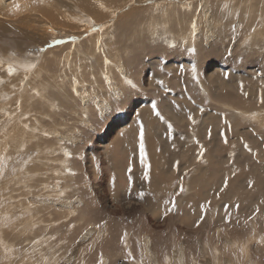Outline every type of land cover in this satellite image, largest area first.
Listing matches in <instances>:
<instances>
[{
	"label": "rangeland",
	"instance_id": "rangeland-1",
	"mask_svg": "<svg viewBox=\"0 0 264 264\" xmlns=\"http://www.w3.org/2000/svg\"><path fill=\"white\" fill-rule=\"evenodd\" d=\"M7 1L5 8L0 2V264H63L74 252L69 264L83 260L100 264L104 251L112 256L107 257L109 264H135L144 258L140 239L145 235L151 238L160 264L180 241L188 264L212 262L214 248L220 251L217 264H264V243L254 238L264 235V0H31L35 8L29 13L24 8L22 13L40 16L27 24L17 20L23 15L18 0ZM182 23L187 31L180 35L175 30ZM45 24L48 35L41 42L40 28ZM96 33L99 37L87 44ZM246 38L250 47L242 53ZM56 40L63 42L56 45ZM126 40L128 50H117L116 44ZM77 44L85 51L64 65L65 54L74 57ZM109 44L121 52L114 62L123 70L119 80H131L134 88L100 75L103 62L108 65ZM193 48L194 53L188 51ZM29 58L40 67L35 74L19 69ZM210 70H216L211 78L219 77L201 84L207 95L199 80L211 79L206 77ZM148 73L152 83L147 86ZM58 75L67 76L60 81ZM144 98L155 101L165 117L158 122L162 133L172 142L183 137L173 153L159 142L155 161L148 155L147 133L142 155L139 142L129 150L127 144L115 141V131L110 130L125 120L134 99ZM102 100L109 103L106 111ZM232 101L228 113L227 102ZM244 107L254 113H240ZM102 144H107L104 151L99 150ZM200 147L205 151L198 161ZM91 149L93 155L88 154ZM106 152L111 163L103 156ZM129 152L139 157L132 174L130 164L125 167L131 183L116 174L131 160L124 155ZM90 157L98 171L93 179ZM62 161L68 162L65 169ZM109 164L111 173L105 170ZM146 164L148 180L143 179ZM223 176L229 185L217 198ZM109 178L123 188L118 192L120 201L113 203L117 213H108L103 202L110 200ZM249 180L252 188L247 186ZM181 184L185 190L177 197ZM174 197L176 210L165 216ZM201 202L208 211L196 227ZM236 204L239 210L230 212ZM226 213L231 215L228 224L223 222ZM97 224L103 234L98 238ZM227 239L250 247L246 252L241 244L230 249ZM196 240L203 245L201 255ZM143 264L153 262L144 259Z\"/></svg>",
	"mask_w": 264,
	"mask_h": 264
},
{
	"label": "bare ground",
	"instance_id": "bare-ground-1",
	"mask_svg": "<svg viewBox=\"0 0 264 264\" xmlns=\"http://www.w3.org/2000/svg\"><path fill=\"white\" fill-rule=\"evenodd\" d=\"M162 1V0H161ZM0 2H1V7L2 8H5V7H7V5H8V1L7 0H0ZM18 2H19V4H20V8H21V13H22V11H23V9L25 8V9H27V12L29 13V12H31V10H32V8H33V3H32V1L31 0H18ZM157 2V1H156ZM160 2V1H159ZM183 3H185V2H183ZM23 5H25L24 7H23ZM246 7H248L247 9H245L244 11H245V13H248L250 10H249V6L248 5H245ZM244 6V7H245ZM34 8H35V6H34ZM23 14V13H22ZM35 15H37V17H39L40 15H38V14H36V13H34ZM24 15V14H23ZM20 16V17H18L17 18V20L18 21H24V23L25 24H27L28 23V21L29 20H33V19H35L36 18V16L35 15H33V14H25L24 16ZM17 20H15L16 21V24H18V22H17ZM15 24V25H16ZM215 26V25H214ZM179 29H177V30H175V32L177 33V34H180V35H183V34H185L186 33V31H187V24H185V23H182V24H180L179 26ZM48 25L47 24H45V26H42L41 28H40V30H41V37H40V40H41V42L42 41H45L46 40V37H47V35H48ZM46 29V30H45ZM71 32V31H70ZM96 36H98V33H96L95 35H93V36H91L90 37V39H89V42L87 43V44H89L90 45V43L92 44L93 43V39H94V37H96ZM99 37V36H98ZM101 39V38H100ZM144 39H146V38H144ZM255 39V38H254ZM102 40V39H101ZM129 41L130 40H126V41H124V43L123 44H121V45H119V44H116L117 46H116V49L117 50H119V49H121V48H124V50H128V44H129ZM139 42H140V44H142V40H138ZM85 51V49L82 47V45L81 44H77L76 46H75V50L73 51V53L74 54H76V55H74V57H69V55H72V54H70V53H66L65 55V57H64V61H63V64L64 65H67L68 66V64L70 63V62H73V61H76V57H77V55L79 54V53H81V52H84ZM120 54H121V52L120 51H114L113 50V48H112V46H111V44H109V46H108V48L106 49V56H107V58L105 59L106 60V62L108 63V65L106 66V64L103 62V67H104V69L102 68V67H100V75H102V77L103 78H105V77H108L109 75H111L115 80H112V82L113 83H117V84H121V85H124V84H127L126 83V81L128 80V79H124V80H119V76H120V74H122L123 73V70H118V68H117V66H116V64L114 63L115 62V59H120ZM99 55H101V56H104L103 55V53H99ZM101 61H103V58H100V61H99V64L101 63ZM24 62V61H23ZM22 62V63H23ZM67 62H69V63H67ZM217 63V62H216ZM29 64H37V61H34L33 63H32V59H28V60H26L25 61V65L23 66V67H19V69L20 70H22V71H25V72H29V74H35L37 71H38V69L40 68L39 67V65H37L35 68H30L29 67ZM218 68V67H217ZM222 69V68H221ZM207 70V69H206ZM63 72V71H62ZM196 72H197V70H196ZM216 70H210L208 73H210L209 75H206V77L207 78H211V77H213V76H216ZM66 73V72H65ZM75 71L74 70H72V74L73 75H75ZM87 75H89V74H87ZM66 76L67 75H64V76H57L58 77V79L60 80V81H64V79L66 78ZM147 80H145L146 81V85L148 86V85H150L151 83H152V77L149 75V73L147 74ZM219 77V75L217 76V77H215V78H211V79H208V80H205V79H201V80H199V84L201 85L204 81H208V82H213V81H216V79ZM41 79H38V82H42L43 83V81L44 80H41ZM35 82V81H34ZM109 82V81H108ZM36 83V82H35ZM44 84V83H43ZM71 85L72 86H74L73 85V79H71ZM202 86V89H203V91H206V93H207V95L209 94V92H208V90L206 89V87H205V85H201ZM112 92H117V93H119V91L118 90H116V88H113L112 90H111ZM36 92L37 93H39V92H41V91H39V90H36ZM42 94H40L39 96H42L43 94H44V92H45V89L44 90H42ZM210 96H211V94H210ZM188 100L190 101V102H192L193 100H191L189 97H188ZM150 100H148L147 98H144V99H134L131 103H130V106L128 107V110L126 111V114H125V120L124 121H122L121 123H119V126H118V128H115L114 126L110 129L111 130V133L113 132V131H115V135L116 136H114V139H115V141L117 142L118 141V143L119 144H121V146L122 145H125V144H127V148H129V150H130V148H132V143H136V142H139L140 143V139H139V134H138V129H139V127H140V125H141V122H143V125H144V127L146 128V130H147V134L149 135V137H150V139H149V141H148V144H147V146H148V155L151 157V159H153L154 161L156 160V158H157V152H156V150H157V146H158V143L159 142H161V143H164L166 146H167V148H170V151H172L171 149H173L175 146H179L180 144H181V142H182V139H183V137H178V138H176V139H174L173 140V142L171 141V137H170V135H167V134H164V133H162V126H161V124L160 123H158V122H160V120L153 114V112H152V102L150 103L149 102ZM224 102H220V104H223ZM226 103V102H225ZM228 103V108L227 109H229V112L228 113H231V111H230V108H231V106H232V104H233V101L231 102V103H229V102H227ZM44 104L46 105V102H45V100H44ZM225 105V104H224ZM248 104H246V105H244V106H247ZM253 105V104H252ZM100 106H101V108H102V111H106V109L109 107V103H108V101L107 100H102L101 101V103H100ZM197 106V105H196ZM220 106H222V105H220ZM238 105H235V106H233V107H236V108H238L237 107ZM242 107V106H241ZM248 107V106H247ZM86 108V107H85ZM198 107H196V109H197ZM195 109V110H196ZM239 109V108H238ZM243 109V108H242ZM249 112H251V113H254V111L252 110V109H248V108H246V107H244V109H243V111L241 110V112L240 113H243V114H249ZM236 115H238V112H234ZM22 115H25V113H23ZM124 115V114H123ZM140 116H142V118L140 117ZM222 117V116H221ZM116 119V118H115ZM155 119H156V121H155ZM243 119V118H242ZM117 120V119H116ZM117 122V121H116ZM155 122V123H154ZM20 125H23V123H24V121H20V122H18ZM110 125V124H109ZM117 125H118V123H117ZM251 131V130H250ZM173 132V131H172ZM120 135V136H119ZM172 135H174V134H172ZM118 136H119V139H118ZM132 139H133V141H132ZM111 142V141H110ZM107 143V142H106ZM96 144V143H95ZM107 145V144H106ZM106 145L105 144H102V146L101 147H99V150H106ZM99 146V145H98ZM115 146V145H114ZM109 147V146H108ZM111 153L115 156V148H114V150H112L111 151ZM172 153H173V151H172ZM171 153V154H172ZM88 154H91V155H93L94 154V152L92 151V149L90 150V152L88 153ZM110 154V153H109ZM109 154H107V152L106 153H103V156L105 157L106 156V158H110V163H111V161H112V159H111V157H110V155ZM111 154V155H112ZM119 154H121L120 152H119V150H118V154L117 155H119ZM96 155V154H95ZM124 155H127L126 157H131V160L130 161H127L126 163H125V166H123L122 167V169L119 171V172H117L116 174H117V176H119L120 177V179H122V180H124V181H126V180H128L129 179V176H130V174L126 171V169H125V167H126V164H130V166H131V168H133L132 169V171H131V174L133 173V170H134V162L136 163V164H138L139 163V157L137 156V155H133L132 153H127V154H124ZM92 157V156H91ZM90 157V158H91ZM117 157V156H116ZM32 159V157L30 158V160ZM142 159V161L144 162L145 161V159L142 157L141 158ZM197 159V156L195 157V160ZM118 162H119V159L117 160ZM194 161V159H191V160H189V161H187L186 162V164L187 165H189L190 163H192ZM87 162L89 163V165L90 164H92V166H91V169H89V171L92 173V175L93 176H91L90 178L91 179H93L94 178V176L95 175H98V171L97 172H95V167H96V164L94 163L95 162V160H93L92 158L90 159V161L89 160H87ZM58 163H60L61 164V162H58ZM113 163V162H112ZM114 165V164H113ZM115 165H117L116 163H115ZM114 165V166H115ZM62 166H63V168L65 169V167H67L68 166V162L67 161H62ZM107 166V165H106ZM118 166V165H117ZM129 166V167H130ZM110 164L108 165V167H107V169L105 168V170L106 171H108V173H111L110 171ZM92 168H94V169H92ZM115 168V167H114ZM231 168V167H230ZM116 169H118V168H116ZM66 170H71V168L69 167V168H67ZM229 171V170H228ZM230 172V171H229ZM228 173V172H227ZM225 174V173H224ZM229 174V173H228ZM226 175V174H225ZM110 176H112V174H110ZM222 176V175H221ZM210 177V176H209ZM224 177V176H223ZM206 179V178H205ZM222 179H224V178H222ZM95 180H96V178H95ZM209 180V179H208ZM210 181V180H209ZM221 183H223V180L222 181H220ZM94 183V182H93ZM105 184V183H104ZM100 185V184H99ZM106 185H107V187H108V189H109V192H110V200H103V202H104V205L107 207V209H109V211H108V213H117V211H118V208L116 207V205H114L113 203L114 202H119L120 201V199H119V195L121 196V194H119L118 192L119 191H122L123 190V188L119 185L118 187H117V185L116 186H114V184H113V182H112V180L109 178L108 179V181H107V183H106ZM209 185H210V183H209ZM98 186V185H97ZM218 186V185H217ZM220 186V185H219ZM218 186V187H219ZM104 188V187H103ZM220 188V187H219ZM199 189V188H198ZM178 190V189H177ZM104 191V190H103ZM99 192H100V190H99ZM202 194V196L204 197L205 195H207V194H205V193H201ZM101 196V195H100ZM108 198H109V196H108ZM196 198V194H195V197L194 198H192V199H195ZM232 198V197H231ZM238 200V199H237ZM197 201H199V200H197ZM235 201V200H234ZM202 203V202H201ZM200 203V204H201ZM229 203V202H228ZM122 204V203H121ZM126 204V203H125ZM128 204V203H127ZM182 204V203H181ZM187 204V203H186ZM205 204V203H204ZM230 204V203H229ZM235 204V203H234ZM197 205H199V204H197ZM221 205H223V204H221ZM231 205V204H230ZM248 205V204H247ZM121 206H124V204L123 205H121ZM207 206V205H206ZM235 206V205H234ZM234 206H231L230 208H231V210L229 209V207H228V209H229V211L231 212V211H233V212H237L236 210H237V208L235 209V207ZM162 207V206H161ZM199 207V206H198ZM219 207V206H218ZM184 208H186V207H184ZM192 208V207H191ZM200 208V207H199ZM120 209L121 210H123L121 207H120ZM125 209V208H124ZM193 210H194V208H192ZM198 209V208H197ZM196 209V212L197 211H199V210H197ZM219 209H220V207H219ZM148 210H150V209H148ZM184 210H186V209H184ZM227 210V209H226ZM188 211V210H187ZM218 213H219V211L218 210H216ZM224 212H226L225 210H224ZM223 212V210H222V212L221 213H224ZM197 213H200V211L199 212H197ZM196 213V214H197ZM220 213V214H221ZM188 214V213H187ZM190 214V213H189ZM232 214V213H231ZM236 214V213H235ZM200 215V214H199ZM214 216H216V215H214ZM180 219V218H179ZM193 219V218H192ZM221 219V218H220ZM186 220V219H185ZM192 221V220H191ZM184 223H185V221H184ZM190 223V222H189ZM219 223V222H218ZM164 224H165V222H164ZM106 227V225H102V230L104 231V229H103V227ZM189 226V225H188ZM188 228V227H187ZM183 229V228H182ZM255 229V228H254ZM100 229L98 228V229H95L94 228V235H96V237L98 238V236L99 235H101L102 233L99 231ZM196 230V229H195ZM200 231V230H199ZM192 232V231H191ZM219 233V232H218ZM103 235V234H102ZM140 235V234H139ZM252 235V234H251ZM249 237V236H248ZM261 237H264V235H256L254 238L256 239V241H259L260 239H261ZM126 239V242H127V238H125ZM139 239V238H138ZM247 239V238H246ZM251 239H253V237L251 238ZM141 240V243L143 244V249H142V252H141V257H144L143 259H142V261H137L136 263L137 264H143V262H144V259H147V260H149V261H151V262H153V264H160V262H159V260H158V257H157V255H156V253L154 252V251H152V245H151V238L148 236V235H145L142 239H140ZM251 241V240H250ZM86 242V241H85ZM129 242V241H128ZM196 242H197V240H196ZM242 242V241H241ZM125 243V242H124ZM249 243H251V242H249ZM205 244V243H204ZM227 244H228V247L230 248V249H233V247H235V248H239L238 246H239V244H241L240 246L241 247H243L242 249H243V251L244 252H246V250H247V248L249 249V244L248 243H236L235 241H233V240H229V239H227ZM125 245V244H124ZM126 246V245H125ZM127 247V246H126ZM173 247V249H172V251H171V253H170V255L168 256H164L166 259H165V262H164V264H188L187 263V260H186V257H185V244H184V242L183 241H180L178 244H175V245H173L172 246ZM197 247H198V249H199V254L201 255L202 254V252H203V245L200 243V242H197ZM77 248V247H76ZM141 249V248H140ZM75 250V249H74ZM76 251V250H75ZM78 251V250H77ZM220 252V251H219ZM219 252H217V249L216 248H214L213 250H212V253H213V263L212 262H204V264H217L218 263V257H219V255H220V253ZM235 252V251H234ZM75 255H76V253L74 252V254L72 255V254H70L69 256H68V258H67V260H65V262L63 263V264H69L70 263V261L72 260V258H74L75 257ZM116 255V254H115ZM115 255H113V257L115 256ZM107 257H112L111 256V254L110 253H107L106 251H104V252H102L101 254H100V258L102 259V262H103V264H109V261H108V259H107ZM224 258V257H223ZM106 259H107V262H106ZM111 259V258H110ZM194 259V258H193ZM100 260V259H99ZM139 260V259H138ZM224 260V259H223ZM194 261V260H193ZM241 262V261H240ZM135 263V264H136ZM193 263V262H192ZM198 263V262H197ZM197 263H195V264H197ZM82 264H86L85 263V261L83 260V262H82ZM191 264V263H190ZM194 264V263H193ZM220 264H226V263H224V262H222V261H220Z\"/></svg>",
	"mask_w": 264,
	"mask_h": 264
},
{
	"label": "snow or ice",
	"instance_id": "snow-or-ice-1",
	"mask_svg": "<svg viewBox=\"0 0 264 264\" xmlns=\"http://www.w3.org/2000/svg\"><path fill=\"white\" fill-rule=\"evenodd\" d=\"M227 7V6H225ZM192 28H193V35H195V22L193 21V24H192ZM234 31V29H233ZM63 41L61 40H56L54 41V44L58 45L60 43H62ZM52 45H49V47H51ZM250 47L249 43H248V39L246 38L244 41H243V46H242V53L244 51H247V49ZM39 51H44L43 48H41ZM189 52H192L194 53L195 52V49H188ZM231 54V53H229ZM29 67L30 68H35L36 65L35 64H29ZM13 71V69L11 67L8 68V72L9 74H11ZM193 71H195V67H193ZM225 78H227L228 74L225 73ZM25 79H27V77H25ZM0 83H2V81H0ZM126 83H128L129 85H131L133 88L135 87V85L132 83L131 80H127ZM73 91H75V89H73ZM244 95H247V93H244ZM17 108H19L20 106V102L17 101ZM152 112L153 114L160 120V121H164L165 117L161 114V110L159 109L158 105L156 104L155 101H153L152 103ZM188 119L191 121L192 120V117L189 116ZM25 127H27V125H25ZM172 129V125L169 124L167 125V130L170 132ZM146 128L144 127L143 125V122H141V125L138 129V134H139V139H140V146H141V154L143 155V151H144V139H145V136H146ZM211 134L210 130H209V135ZM227 139L224 140V143H227ZM245 149H247L249 151V153H251V155L253 156V158H255L256 156V153L252 152L251 148L247 145V144H244L243 145ZM204 148L203 147H200L199 149V152L197 154V160L198 161H201L202 160V157L204 156ZM67 155V153H66ZM25 164L28 163V161H25L24 162ZM177 164H179V162H177ZM0 175H3L2 172H0ZM233 176L236 175V172L233 171L232 173ZM143 179L144 180H148L149 179V175H148V165L146 164L145 165V169H144V175H143ZM129 183H131V176H129ZM229 185V180H228V177L225 176L224 179H223V186H221L219 188V190L215 193V196L217 198H220V194L223 193L227 187ZM247 186L248 188H252L253 187V181L252 180H249L248 183H247ZM184 188L181 184L180 188H179V192L176 193V196L178 197L181 193L184 192ZM172 203V207L169 208V209H166L165 212H164V215L167 216L169 214V212H174L176 210V207H177V202H176V199L175 197L173 198V200L171 201ZM210 203V201L208 202ZM224 207L227 209L228 207H230L229 205H224ZM235 207L237 208V210H239V204H236ZM200 210H201V214L199 215V218L196 219L194 221V226L196 227H199L201 225L202 222L205 221V213L208 211V208L206 207V204L202 203L200 204ZM257 211H259L257 209ZM255 216V213L252 214V216H249L248 219L251 220L253 217ZM231 220V215L230 213H226L225 217L223 218V222L224 224H228ZM97 228L101 227L100 224H97L96 225ZM52 239H55V237H52ZM33 243H38V241H33ZM257 243H264V237H261V239L259 241H257ZM241 251H243V249H241ZM128 256L131 257V253H128ZM100 264H103L102 260L100 262Z\"/></svg>",
	"mask_w": 264,
	"mask_h": 264
},
{
	"label": "crops",
	"instance_id": "crops-1",
	"mask_svg": "<svg viewBox=\"0 0 264 264\" xmlns=\"http://www.w3.org/2000/svg\"><path fill=\"white\" fill-rule=\"evenodd\" d=\"M206 191V190H205ZM204 192V191H203ZM206 194V192H204Z\"/></svg>",
	"mask_w": 264,
	"mask_h": 264
}]
</instances>
